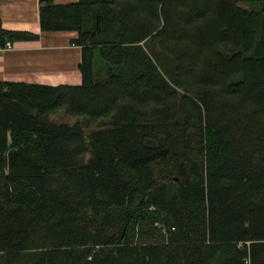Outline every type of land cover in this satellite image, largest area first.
I'll list each match as a JSON object with an SVG mask.
<instances>
[{
  "label": "trees",
  "instance_id": "trees-1",
  "mask_svg": "<svg viewBox=\"0 0 264 264\" xmlns=\"http://www.w3.org/2000/svg\"><path fill=\"white\" fill-rule=\"evenodd\" d=\"M55 1L83 84L0 81V264H264V0Z\"/></svg>",
  "mask_w": 264,
  "mask_h": 264
},
{
  "label": "crops",
  "instance_id": "crops-1",
  "mask_svg": "<svg viewBox=\"0 0 264 264\" xmlns=\"http://www.w3.org/2000/svg\"><path fill=\"white\" fill-rule=\"evenodd\" d=\"M78 0H56L57 4ZM41 0H0L3 29L39 35L37 40L12 42L11 49L0 48V81L47 86L83 84L80 71L82 47L73 41L76 32L43 33L40 24Z\"/></svg>",
  "mask_w": 264,
  "mask_h": 264
},
{
  "label": "rangeland",
  "instance_id": "rangeland-1",
  "mask_svg": "<svg viewBox=\"0 0 264 264\" xmlns=\"http://www.w3.org/2000/svg\"><path fill=\"white\" fill-rule=\"evenodd\" d=\"M239 6L243 9H246V10H251L253 7L252 3H248V2H244V1H241L239 3ZM51 119L55 122H58V123H69L71 125H74L75 123H77L79 121L83 122V119L81 117L67 115L65 113V111H60L58 114L51 116ZM99 122H103V120H101ZM94 129H95L94 127L87 128L86 132L90 133Z\"/></svg>",
  "mask_w": 264,
  "mask_h": 264
},
{
  "label": "built area",
  "instance_id": "built-area-1",
  "mask_svg": "<svg viewBox=\"0 0 264 264\" xmlns=\"http://www.w3.org/2000/svg\"><path fill=\"white\" fill-rule=\"evenodd\" d=\"M12 47H13L12 42H7L6 45H2L1 42H0V48L3 49V50L11 49Z\"/></svg>",
  "mask_w": 264,
  "mask_h": 264
}]
</instances>
